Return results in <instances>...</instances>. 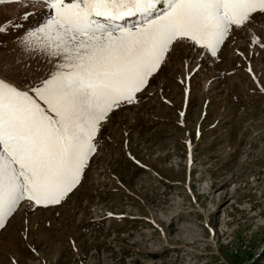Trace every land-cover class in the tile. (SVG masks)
<instances>
[{"label":"rangeland","instance_id":"1","mask_svg":"<svg viewBox=\"0 0 264 264\" xmlns=\"http://www.w3.org/2000/svg\"><path fill=\"white\" fill-rule=\"evenodd\" d=\"M44 11L0 3V78L45 76L50 65L17 41ZM253 33L264 39V21L218 59L185 67L176 55L152 95L102 130L67 203L8 219L0 264H264V48L249 47Z\"/></svg>","mask_w":264,"mask_h":264},{"label":"snow or ice","instance_id":"2","mask_svg":"<svg viewBox=\"0 0 264 264\" xmlns=\"http://www.w3.org/2000/svg\"><path fill=\"white\" fill-rule=\"evenodd\" d=\"M32 3L45 9L42 20L17 41L50 68L36 80L0 78V229L21 205L27 211L67 203L91 167L102 130L117 111L152 95L176 55L185 67L205 56L218 59L226 41L264 21V0ZM253 44L264 48V39L253 33Z\"/></svg>","mask_w":264,"mask_h":264}]
</instances>
